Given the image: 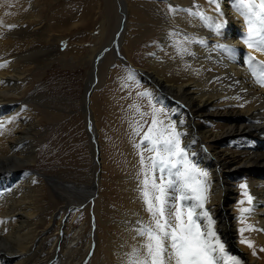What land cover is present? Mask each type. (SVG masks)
Instances as JSON below:
<instances>
[{"label": "bare ground", "instance_id": "6f19581e", "mask_svg": "<svg viewBox=\"0 0 264 264\" xmlns=\"http://www.w3.org/2000/svg\"><path fill=\"white\" fill-rule=\"evenodd\" d=\"M107 2L106 13L111 12L108 18L113 14L115 20L108 42L122 27L118 44L113 42L109 52L112 64L120 62L142 77L155 109L162 110L158 119L177 122V130L183 133L181 146H187L190 159L208 172L206 208L227 253L241 264H264V251L260 250L264 248V231H239L247 224L264 229V87L254 82L247 65L249 55L264 61V51L249 48L242 41L247 27L245 16L238 10L239 0H218L222 15L208 0ZM193 4L218 22H225L219 34L186 12L169 11V6L187 9ZM60 7L48 14L46 23L36 0H0V264H51L57 248L60 259L56 264H81L91 235L93 242L98 237L99 196L93 192L101 175L96 166L86 178L42 173L35 167L40 153L29 133L40 130L41 119H47V108L34 103L47 99L46 92L31 84V75L34 67H47V50L59 44L61 35H53L49 25L60 28L72 16L70 8ZM51 21L53 25H48ZM173 32H179L181 39L187 35L204 40L206 45L185 44L195 55L181 57L173 45L177 37L169 35ZM135 34L153 38L143 58L145 65L140 67L129 53L130 38ZM92 38L85 58L94 68L98 48L96 37ZM82 110L85 118L90 113L91 133L96 138L94 114L90 104L85 105V93ZM131 137L133 140L132 133ZM123 143L127 161L136 170L127 178L123 190L126 209L117 220L123 236L113 243L107 239L102 255L95 241L88 264H129L134 247L142 243L136 234L138 221H149L138 191L141 171L136 147L128 140ZM242 183L253 197L252 205L242 195ZM241 200L245 202L240 204ZM242 207L254 209L245 214L248 218L244 223L238 219ZM242 238L251 241L253 247L240 243Z\"/></svg>", "mask_w": 264, "mask_h": 264}, {"label": "rangeland", "instance_id": "374dc122", "mask_svg": "<svg viewBox=\"0 0 264 264\" xmlns=\"http://www.w3.org/2000/svg\"><path fill=\"white\" fill-rule=\"evenodd\" d=\"M36 1L42 10L43 19L46 20V23L49 15L57 9H61L60 6L63 8L65 5L73 11L71 18L69 19L70 16H67L69 20H63L65 24L61 25L60 28L49 25L54 21L48 23L51 33L61 35V38H59L60 41L56 47L47 50V67L33 68L31 84L37 89H44L45 97H47L45 100L34 103L42 109L47 108V119H41L40 130L35 131L36 133L34 130H30L29 133L35 137L33 140H35L38 153H40L35 167L42 173L47 172V175L59 174L67 177V179L82 178L83 176L86 178L90 176L95 165L97 173L101 175L98 190L93 192L99 196L101 221L97 227V229L99 228L98 237L93 242L91 235V240L86 244L85 256L81 263L88 264L95 241L96 245L99 243V252L102 255L106 253V246L104 245L107 239L113 243L123 236L117 227V220L122 218L120 213L126 209L123 190L127 178L133 176L136 170L130 167L122 146H124L123 142L127 140L131 144L133 142V145L140 143L143 132L147 131V126L151 123L156 103L153 99L151 101L150 95H140V93H149V89L142 77L134 72V69L127 68L120 62L118 65H113L111 62L109 52L113 50L114 43L118 44L122 27L121 30H117L109 43L108 35L115 20L113 14L111 19L108 18L111 12L106 13L108 9L107 0ZM61 14H65V12H61ZM92 36L97 39L95 44L98 48L96 55L102 53V58L100 57L94 68L92 64L87 63L85 58L87 57L86 50L90 47L93 39ZM152 39V36L146 38L145 35L130 38L129 53L137 66L145 65L143 58L146 50L151 47L150 41ZM122 69L125 71L124 74ZM130 76L133 79H129ZM92 83L94 86L92 85L89 92V104L96 124L99 166L95 163L94 150L92 154L90 151L89 142L92 140L88 139L91 138L88 134L91 132L86 128L87 121L82 110V98L87 91L86 85L90 86ZM149 100L151 103L153 102V106L149 105ZM141 113H147V115L142 117ZM137 121L145 125L140 136L134 135L133 130H131L137 125ZM142 121L144 122L142 123ZM131 133L135 140H132ZM141 151L142 149L136 147L140 171L139 153ZM149 155L150 153L144 152L146 158ZM90 213L89 210L90 231H92V215ZM72 218L74 219V217ZM59 253L60 249L57 248L54 252V258L50 259L49 262L56 264V261L60 259ZM97 263L101 264V261Z\"/></svg>", "mask_w": 264, "mask_h": 264}, {"label": "snow or ice", "instance_id": "6c2138e0", "mask_svg": "<svg viewBox=\"0 0 264 264\" xmlns=\"http://www.w3.org/2000/svg\"><path fill=\"white\" fill-rule=\"evenodd\" d=\"M208 3L215 5L218 15H222L218 0H208ZM238 10L245 16L247 27L242 36L243 43L249 48L264 51V0H239ZM169 11L186 12L189 16L198 18L202 26L217 34L224 27L225 22H218L207 15L197 4L187 9L169 6ZM169 35L177 37L173 45L177 55L181 57L185 54L195 55L185 44L196 42L201 46L206 45V41L195 40L187 35L181 39L179 32ZM217 47L227 48L225 45ZM247 65L254 82L264 87V61H256L255 57L249 55ZM129 79L133 77L130 76ZM161 111L154 108L147 131L143 132L140 143L135 145L142 149L139 153L141 172L138 174V180L141 187L138 191L149 215V221H138L140 226L136 229V234L142 243L134 247L129 264H241L236 256L227 253L215 229L216 222L210 210L206 208L208 172L200 169L190 159L187 146H181L180 138L183 133L177 130V122L169 120L165 123L164 120L158 119ZM146 115L147 113H141L142 117ZM144 126L137 121V125L133 127L134 135L140 136ZM0 127H3L2 123ZM144 152L150 155L146 158ZM140 175L143 179H140ZM240 188L244 189L242 195L247 203L252 205L253 197L247 192V185L242 183ZM244 202L241 200L239 203ZM253 210L252 207H242L238 217L240 222L244 223L248 218L245 214H251ZM239 231L243 234L245 231L264 229H256L247 224ZM240 243L247 244L249 248L253 247L252 242L246 238H242ZM260 250L264 251V248Z\"/></svg>", "mask_w": 264, "mask_h": 264}, {"label": "water", "instance_id": "95a60500", "mask_svg": "<svg viewBox=\"0 0 264 264\" xmlns=\"http://www.w3.org/2000/svg\"><path fill=\"white\" fill-rule=\"evenodd\" d=\"M92 85H93V83L92 84H90V86H89V89H87V91L85 92V97H86V107H88V104H87V100L89 99V92H90V90H91V87H92ZM89 112L87 113V120L89 121V122H91V124L93 123V120H92V118H90L89 117ZM92 128H93V125H92ZM92 128L91 129H89L88 131L89 132H91V130H92ZM92 135H94L93 133H91ZM95 136V135H94ZM94 143H93V147H94V150H95V152H94V158H95V160H96V163H97V165L99 166V164H100V162H99V145H98V142H97V140H96V138L94 137Z\"/></svg>", "mask_w": 264, "mask_h": 264}]
</instances>
